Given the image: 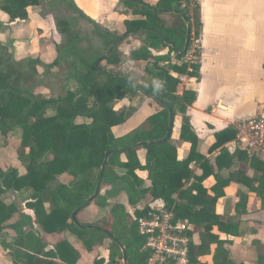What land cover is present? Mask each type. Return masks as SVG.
I'll return each instance as SVG.
<instances>
[{
    "label": "trees",
    "instance_id": "obj_1",
    "mask_svg": "<svg viewBox=\"0 0 264 264\" xmlns=\"http://www.w3.org/2000/svg\"><path fill=\"white\" fill-rule=\"evenodd\" d=\"M119 1L125 14L138 19L125 20L116 31L86 18L69 4L79 17L93 25L103 42L101 49L85 47L80 32L67 18L57 21L64 42L57 45V59L50 65L44 66L40 58L34 56L18 60L12 48L0 41V149L1 139L20 130L21 146L26 150L18 154L23 173L14 168H0V236L12 240L11 244L4 242L12 262L77 264L80 253L66 239V234L70 233L83 242L89 253H95L94 249L101 247L105 239L112 241L108 260L98 256L94 264H120L123 261L121 246L126 248L128 264H148L151 252L143 250L147 238L141 234L137 219L147 216L150 208L148 205L142 209L136 207L149 197L150 201L162 200L173 213L174 222L188 221L194 226V232L186 233L190 239L187 264H210L202 261L206 257L212 258L211 264H244L232 260L227 247L230 242L220 237V234L240 237V226L225 221L217 214L216 207L225 197V189L237 184L256 193L264 210V162L251 159L242 151L230 154L223 149L211 164L198 151L199 139L187 115L197 93L184 91L178 95V87L181 76L201 79L200 50H195L194 59L191 58L192 47L199 46L201 38L199 3L196 0H159L156 4L145 0ZM40 4L41 0H2L0 11L11 20L24 21L29 18V8ZM166 17L174 19L172 26H167ZM188 26L190 40L186 48ZM139 34L143 36V45L132 50L127 60L144 64L142 69L148 79L143 83L114 69L125 62L119 50L121 45L131 35ZM118 43L121 44L115 48ZM185 48V55H181ZM163 49H168V53L153 54ZM99 60L102 62L97 68ZM42 66L47 67V73L66 67V79L73 81L77 90H68L64 97H46L37 92L34 85ZM120 77L139 84L146 92ZM151 94L158 98L162 110L130 134L116 137L113 128L125 124ZM124 100L137 104L117 109ZM170 110L173 128L178 113L182 115L178 139L190 144L182 160L172 140L173 131L166 140ZM79 119L85 121L79 123ZM235 139L233 127L217 133L210 152ZM139 143L147 144L135 149ZM112 151L115 153L108 159L102 185L110 189L102 194L101 188L91 205L102 209L111 207L113 228L107 231L118 242L100 231L79 227L72 220L73 213L95 194L106 155ZM238 162L240 165L235 170ZM196 167L202 171L201 175L196 174ZM116 169L124 174H118ZM224 169L230 173L228 178L220 179L217 174ZM63 175L71 177L72 182L61 183L59 177ZM211 176L217 182L209 190L203 183ZM23 190L32 191L26 207L33 212L34 220L19 212L15 203L7 204L3 200L6 193ZM122 193L127 195L129 206L135 208V220L130 221L123 204L109 205L110 199ZM239 198L237 215H247L249 197L241 193ZM17 214L20 219L11 222ZM34 225L45 235L37 234ZM195 234L200 235L199 245L194 243ZM48 236L52 237V249H49ZM256 264H264V254L257 257Z\"/></svg>",
    "mask_w": 264,
    "mask_h": 264
},
{
    "label": "crops",
    "instance_id": "obj_2",
    "mask_svg": "<svg viewBox=\"0 0 264 264\" xmlns=\"http://www.w3.org/2000/svg\"><path fill=\"white\" fill-rule=\"evenodd\" d=\"M145 1L156 4L159 0ZM230 1L231 0H207L206 4L201 7L202 29L198 46L201 53L199 59L201 63V79L198 81L188 78L187 76H181V83L178 87V95H182L184 91H193L197 93V99L195 103L188 108L187 115L199 139L198 151L203 154L211 164H214L215 160L221 155L223 149L229 151L230 154L238 150L235 139L211 153L210 148L216 143L217 133L233 127L236 130L237 136V126L239 122L256 116H264V82L262 79L260 81V78L264 77V24L262 23V0H248L247 2L237 0L235 1L237 3L234 4H230ZM208 2H211V4H207ZM98 8L97 21L95 22L110 31L120 29L121 24L127 19H138L137 17L125 14V9L119 0H101ZM82 9L85 8L83 7ZM166 20L167 26L173 25L174 19L172 17H166ZM8 31V29L0 30V41L4 44H9V42L12 41L8 37ZM138 36L141 37L142 42L133 47V49L128 52L127 57L132 50L139 49L143 45L144 40L142 35H131L129 38H137ZM128 39H126V41ZM126 41L124 43H127ZM35 45L28 44L27 41H13L12 50L18 60L34 56L39 57L43 64L50 65L57 59V46L45 47L42 52L41 50L37 51ZM195 52L192 54L191 51L192 59H194ZM166 53H168V49H163L161 52L153 51V54L156 56ZM173 59H175L174 54ZM135 65L140 67L143 71V63ZM174 76L178 77L177 75ZM145 79H148L146 74ZM135 104L137 103H130L128 100H124L117 106V109L130 105L136 106ZM161 110L162 107L157 101L153 98L145 97L133 116L129 118L125 124L118 126L123 128H113L114 135L116 136L117 132L123 133L116 137H123L130 134L143 126L150 116ZM80 121L82 120L79 119V123L84 122ZM182 122V117L178 118L177 116L172 137L178 149V158L180 160L184 159L190 150L189 143L178 139V131ZM143 159L144 158L141 157V160ZM239 165V162L235 163L234 169L236 170ZM18 170L20 173L24 172L22 164L21 168ZM195 170L196 174H202V171L198 167H196ZM229 173V170L224 169L220 174L218 173L217 176L220 177V179H225L228 178ZM249 174L251 175V171H249ZM216 182V178L211 176L203 185L210 190ZM29 191L32 193L31 190ZM20 192H8L4 195L3 200L7 204L14 203L7 202L5 199L6 195H17ZM241 193H245L249 197V213L247 215H237L236 212V205L240 201L239 194ZM156 201L159 203L163 202L162 200L149 202L153 203ZM254 203L256 204L255 209L263 210L261 207L262 202L257 198L256 193H252L246 187L242 185L238 186L237 184H231L227 187L225 189V197L221 198L217 203V214L222 216L225 221L235 222L240 226V237L220 234L222 240L230 242L227 247L231 253L232 260L237 263L253 264L252 245L255 243L260 244V241L262 245L264 244V240L256 235L259 228L256 224L252 223V219L254 218H252V215H249L252 211L250 210L251 205ZM17 207L19 212L32 217L34 220V214L27 209L26 204L24 209H20L18 205ZM90 207L91 206L85 209L84 213H86ZM126 207L129 209V204ZM82 214L83 213L80 215ZM80 215L79 221L82 223ZM16 216L20 215L17 214L15 217ZM13 220L11 222H13ZM29 229L30 228H25L26 231ZM34 230L41 236L45 235L44 231L38 225H34ZM194 231L195 228L193 232ZM197 236H199L200 241V235L195 234L194 243L199 245V242L195 241V237ZM0 239L3 241L2 245L5 241L6 244L12 243L11 239H5L1 236ZM51 239V236L47 237V241L50 245L49 249L53 248ZM66 239L80 253V259L77 264H94L95 259L87 252L85 247H82L83 242L78 237L67 233ZM255 240H257V242H255ZM7 250L9 251V249ZM257 256H259V254ZM102 258L106 259L104 256H102ZM249 258H251V262ZM202 261H207L211 264L212 258L206 257L203 258Z\"/></svg>",
    "mask_w": 264,
    "mask_h": 264
},
{
    "label": "rangeland",
    "instance_id": "obj_3",
    "mask_svg": "<svg viewBox=\"0 0 264 264\" xmlns=\"http://www.w3.org/2000/svg\"><path fill=\"white\" fill-rule=\"evenodd\" d=\"M101 2V0H98ZM92 0H41V4L39 6L30 7V17L27 21L23 20H11L8 16L3 14L0 11V30L8 29L9 35L8 37L12 40L9 42L10 48L13 47V41H24L28 44H37L35 45L37 51H42L45 47H55L64 42V37L61 35L59 28L57 26V21L60 18H67L71 21L72 27L79 31L81 36L84 39L85 47H96L98 49L102 48V40L99 38L95 29L91 23L79 17V15L71 9L69 4L75 6L82 15L86 18L92 19L93 21H97V11L99 2ZM237 0H231L230 4L237 3ZM242 2H247L248 0H241ZM200 6V18H201V7L206 4L207 0H196ZM2 4V0H0V6ZM152 4V3H150ZM207 4H211L208 2ZM257 4V3H256ZM85 8L82 9L81 7ZM194 6H192L193 8ZM84 10V11H83ZM262 23L264 24V0H262ZM127 43H124L120 50V54L125 61L118 67H114L116 71H120L122 73H127L131 77H133L139 83H143L145 80V73L141 70L140 67L136 66L133 62L127 60L128 52L133 49V47L137 46L138 43L142 42L140 36L137 38H129ZM199 44V41H198ZM199 50L196 44L192 47V54L195 50ZM56 50V49H55ZM58 56V55H57ZM24 57V56H23ZM21 57V58H23ZM28 57V56H27ZM26 59V58H24ZM264 64V62H263ZM46 64H44L45 66ZM40 67L39 76L37 77L36 84L34 85V89L37 92H40L46 97H64L68 90L76 91L77 85L73 81H68L66 79V67L59 69L52 73H47V67ZM264 68V65H263ZM132 70V71H131ZM264 82V77L260 78V81ZM182 117L181 114L178 113V118ZM82 121H85L81 119ZM180 120V119H178ZM80 121V122H82ZM145 125V124H144ZM123 128V127H118ZM116 131V130H115ZM123 132H117L116 136H120ZM21 151H26L21 146V131L17 130L15 132L10 133L6 139H1V149H0V167L8 170L12 168H21L20 161L18 159V154ZM118 174H124L121 170L116 169ZM60 182L70 184L72 179L69 176H61L59 178ZM109 187H102V194H104ZM31 192L29 190H23L17 195H6L7 202L16 203L20 209H24L25 204L30 200ZM150 198L144 200L139 207L142 209L144 206L149 205ZM115 203L124 204L128 206V197L126 194L122 193L118 197L109 200V205H113ZM165 204V203H164ZM255 203L251 205L250 210L252 215V223L256 224L259 228L256 235L264 240V210L255 209ZM127 208V207H126ZM99 210V211H98ZM129 212L130 221L135 220L136 216L135 208L129 207L127 208ZM20 219V216H16L14 221ZM80 220L82 223H87L89 225H95L106 230H110L113 228V216L111 213V207L107 208H99L95 205H91L90 209L80 215ZM194 240V239H193ZM195 241L199 242V236L195 237ZM260 241V240H259ZM2 240L0 239V264H13L12 258L9 254V251L5 247V243L2 245ZM257 242V240H255ZM81 244V243H80ZM261 244V245H260ZM259 243H255L252 245V262L256 263V257L259 254H264V244L262 245L261 241ZM82 245V244H81ZM112 246V241L110 239H105L104 243L101 247L95 248L93 252L90 253L93 258L104 256L106 260L109 258L110 249ZM82 247H84L82 245ZM254 257V258H253ZM251 262V258H249ZM120 264H124V261H121Z\"/></svg>",
    "mask_w": 264,
    "mask_h": 264
},
{
    "label": "built area",
    "instance_id": "obj_4",
    "mask_svg": "<svg viewBox=\"0 0 264 264\" xmlns=\"http://www.w3.org/2000/svg\"><path fill=\"white\" fill-rule=\"evenodd\" d=\"M236 144L249 158L264 162V116L239 122ZM148 207L149 214L137 219L141 234L147 238L143 250L151 252L148 264H187L190 239L186 233L194 226L188 221L174 222L164 202L156 201Z\"/></svg>",
    "mask_w": 264,
    "mask_h": 264
},
{
    "label": "water",
    "instance_id": "obj_5",
    "mask_svg": "<svg viewBox=\"0 0 264 264\" xmlns=\"http://www.w3.org/2000/svg\"><path fill=\"white\" fill-rule=\"evenodd\" d=\"M190 40V27L188 26V34H187V38H186V48H187V45H188V42ZM121 43H118L115 48L119 47ZM186 48L184 50L183 53H181V55H185V52H186ZM105 57H108V55H106ZM102 60H99L97 61L96 63V67L97 68H100V64H101ZM119 77V76H118ZM121 78V77H120ZM123 80H126L124 78H121ZM130 85L132 86H135V87H138L142 90V92H146V90L141 87L139 84L135 83V82H132V81H129V80H126ZM151 98H153L155 101H159L158 98L151 94L150 95ZM170 129H169V132H168V135H167V138L166 140H168L171 135H172V131H173V123H174V119H173V113L172 111L170 110ZM147 143H139L137 145H135V149H139V148H142V147H145ZM115 153V151H112V152H108L107 155H106V160L102 166V170H101V174H100V178H99V181H98V184H97V187H96V192L95 194L90 197L88 199V201L85 203V205L81 208H79L78 210H76L73 215H72V220L73 222L78 225L79 227H82V228H87L89 230H97V231H100L102 233H105L107 235H109L111 237V239L115 242H118L117 239L113 236L110 235V233L104 229V228H101V227H98V226H95V225H83L80 221H79V215L85 210L87 209L89 206H91V204L93 203V201L98 198V196L100 195V192H101V188H102V185H103V179H104V174H105V171H106V166H107V162H108V159L110 158L111 155H113ZM121 249H122V253H123V261H124V264H128V258H127V254H126V248L124 246H121Z\"/></svg>",
    "mask_w": 264,
    "mask_h": 264
}]
</instances>
